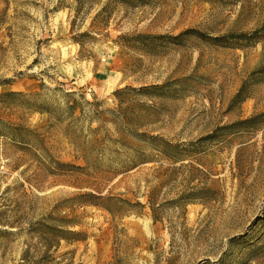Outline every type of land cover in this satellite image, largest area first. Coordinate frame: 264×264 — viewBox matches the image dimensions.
<instances>
[{
    "label": "rangeland",
    "instance_id": "374dc122",
    "mask_svg": "<svg viewBox=\"0 0 264 264\" xmlns=\"http://www.w3.org/2000/svg\"><path fill=\"white\" fill-rule=\"evenodd\" d=\"M83 1L52 10L59 0H0V93L44 83L112 109L92 125L97 144H76L47 113L0 102V116L45 141L23 144L0 128V264H264V121L177 157L137 137L187 145L264 112V35L238 47L207 39L262 27L264 0ZM192 29L205 38L171 42ZM148 34L169 39L147 45L138 36ZM167 83L172 93L115 95ZM111 163L129 167L103 174ZM90 192L145 207L113 214L83 204Z\"/></svg>",
    "mask_w": 264,
    "mask_h": 264
},
{
    "label": "trees",
    "instance_id": "16d2710c",
    "mask_svg": "<svg viewBox=\"0 0 264 264\" xmlns=\"http://www.w3.org/2000/svg\"><path fill=\"white\" fill-rule=\"evenodd\" d=\"M7 3L11 0H5ZM18 1V0H14ZM60 3L55 5L52 10H58L61 7L62 1L59 0ZM80 4H84L83 0H77ZM122 1V0H119ZM125 1V0H123ZM132 1V0H131ZM137 1V0H136ZM210 1V0H209ZM195 34L200 37L205 38L202 34L195 29L187 30L180 34L179 36L170 37L172 39L171 42L178 41L185 35ZM87 33L80 34L81 37L87 36ZM264 35V25L259 29H256L250 33H231L228 35L209 37L207 39H211L216 45L220 46H228V47H238L241 46L242 43H250L252 45L259 43L261 41L262 36ZM140 41L144 44L148 43L150 45L152 41L169 39L166 36H151V35H140L138 36ZM79 39V38H78ZM78 42H81L79 39ZM82 43V42H81ZM259 74H264V68L258 71ZM264 76V75H263ZM172 85V84H171ZM171 85L169 83L164 85H150L143 86L138 89L126 87L124 89H119L115 91V95H120L121 93L130 90L136 93H145L153 96L161 95L163 93H172ZM169 89L168 91H165ZM244 88H241L240 91L236 94L237 99H243ZM94 100L90 101L86 98L84 94H79L76 91H68L63 89L62 87L50 88L44 83L40 84V90L33 93H25L22 91H7L0 93V102L3 104H11L15 103L18 106L22 105L24 108L31 111H39L41 113H47L49 116V120L52 121L53 124H60L64 126V130L67 135L70 136L71 140L76 144H83L86 141L92 144H97L99 139L97 135L100 131L99 127L93 128L92 125L96 121H101L102 125L105 124L107 119H105L108 113L112 110L111 108H101L102 102L97 100V96L93 94ZM264 112L259 115H255L249 118L241 119L234 122L231 125H226L217 128L213 134L207 135L199 139L197 142H193L192 144H173L159 135L150 134L147 132L138 134L137 137L139 139H143L147 146L151 147L154 150L160 151L163 154L169 155L170 157H177L178 154L182 153V151H188L190 154H195L199 152H206L212 144H208L212 141L217 140V136L221 133H230L236 128H251L256 125H260L264 120ZM0 128L1 131L10 134L15 140L23 144H45L43 137L40 134H37L36 130L30 129L22 124H15L9 120H6L2 115L0 116ZM130 131V130H126ZM131 132V131H130ZM103 144L107 143L108 140V131L105 130L103 139H101ZM151 143V144H150ZM112 153H120V151L115 150ZM54 162L61 166L65 167L64 169L67 171L78 170V171H87L93 167L87 161V167L83 166H75L73 164L68 163H60L54 160ZM129 164H117L111 163L105 166L103 170V174L105 175H116L118 173H123L126 167ZM133 165V164H131ZM135 166V165H134ZM133 167V166H132ZM84 173V172H83ZM89 197V198H88ZM79 198L90 199L85 200L86 202H82L83 204H92L96 206H101L111 213H115L118 211H124V213H132L135 211L134 208L137 206L144 208L145 205L141 202L133 203L127 199L114 196L112 194H103L99 192L95 193H85L80 194ZM117 207V210L114 206ZM35 227L37 229L47 228L43 223H38ZM67 231L69 234H75L78 236L85 235L83 232H71L69 230H61ZM62 233V232H60ZM60 238L68 239L65 234H60Z\"/></svg>",
    "mask_w": 264,
    "mask_h": 264
}]
</instances>
